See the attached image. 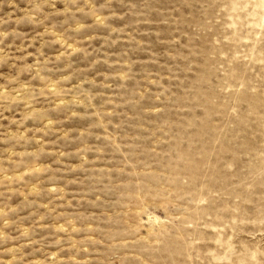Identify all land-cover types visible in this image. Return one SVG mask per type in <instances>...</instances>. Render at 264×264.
Masks as SVG:
<instances>
[{"label":"rangeland","instance_id":"1","mask_svg":"<svg viewBox=\"0 0 264 264\" xmlns=\"http://www.w3.org/2000/svg\"><path fill=\"white\" fill-rule=\"evenodd\" d=\"M0 264H264V0H0Z\"/></svg>","mask_w":264,"mask_h":264}]
</instances>
